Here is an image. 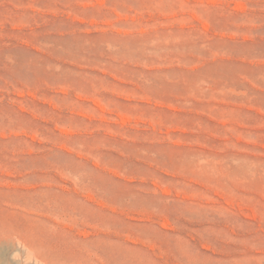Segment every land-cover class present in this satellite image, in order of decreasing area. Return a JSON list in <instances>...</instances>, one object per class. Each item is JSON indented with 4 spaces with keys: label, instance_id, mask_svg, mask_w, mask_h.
I'll list each match as a JSON object with an SVG mask.
<instances>
[{
    "label": "rangeland",
    "instance_id": "obj_1",
    "mask_svg": "<svg viewBox=\"0 0 264 264\" xmlns=\"http://www.w3.org/2000/svg\"><path fill=\"white\" fill-rule=\"evenodd\" d=\"M264 264V0H0V264Z\"/></svg>",
    "mask_w": 264,
    "mask_h": 264
},
{
    "label": "clouds",
    "instance_id": "obj_2",
    "mask_svg": "<svg viewBox=\"0 0 264 264\" xmlns=\"http://www.w3.org/2000/svg\"><path fill=\"white\" fill-rule=\"evenodd\" d=\"M17 244L22 252L16 251L13 253L12 260L16 261V264H43L42 255L40 253L18 242Z\"/></svg>",
    "mask_w": 264,
    "mask_h": 264
}]
</instances>
